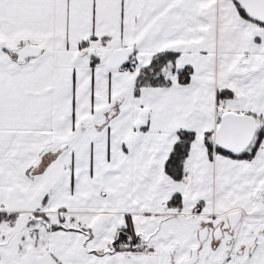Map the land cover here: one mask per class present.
I'll return each mask as SVG.
<instances>
[{
  "label": "snow or ice",
  "instance_id": "6c2138e0",
  "mask_svg": "<svg viewBox=\"0 0 264 264\" xmlns=\"http://www.w3.org/2000/svg\"><path fill=\"white\" fill-rule=\"evenodd\" d=\"M0 264H264V0H0Z\"/></svg>",
  "mask_w": 264,
  "mask_h": 264
}]
</instances>
